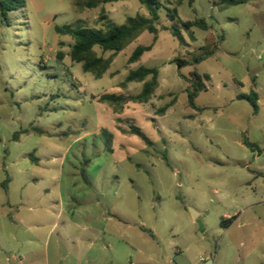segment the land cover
<instances>
[{
	"label": "rangeland",
	"instance_id": "1",
	"mask_svg": "<svg viewBox=\"0 0 264 264\" xmlns=\"http://www.w3.org/2000/svg\"><path fill=\"white\" fill-rule=\"evenodd\" d=\"M234 1L159 0L158 33L143 31L101 78L72 62L56 27L104 28L102 9L123 25L148 15L139 0L0 11V264H264V0ZM197 19L207 29L184 25ZM140 67L159 71L148 103L118 114L99 102L139 94L143 83L120 86ZM194 71L210 80L192 107ZM253 90L257 111L242 98Z\"/></svg>",
	"mask_w": 264,
	"mask_h": 264
},
{
	"label": "trees",
	"instance_id": "2",
	"mask_svg": "<svg viewBox=\"0 0 264 264\" xmlns=\"http://www.w3.org/2000/svg\"><path fill=\"white\" fill-rule=\"evenodd\" d=\"M77 12H82L84 9H94L102 4L116 2L118 0H72ZM140 3L147 9L148 15H138L136 17H130L123 25H117L110 21L104 9L100 14V21L105 22L104 28H90V27H73L64 26L56 27V32L62 36H70L73 39V44L70 45L69 56L72 62L81 63L84 72L91 73L95 78H101L110 69L114 57L123 51L132 41L136 40L143 31H149L152 34H157L158 29L155 25L159 19L158 11L161 7L159 0H139ZM193 0H190L192 2ZM225 1V0H224ZM232 3L237 1L231 0ZM26 6V0H0V11L6 16L7 12L22 9ZM168 16L171 19H175L177 16L176 9L167 8ZM184 25L188 28L199 27L201 29H207V24L202 19L186 21ZM156 39V37H155ZM96 48H99L102 52H110L109 57L98 55ZM152 45L139 46L135 49L132 55L128 59V64L138 62L142 55L149 51ZM213 55V51L201 54L195 57L193 61L198 63L207 59ZM62 57V53H59ZM172 62H176L180 68L188 65L189 62L184 59H174ZM159 71L157 68L140 67L138 70H131L126 77L125 81L121 83L122 88H126L131 82L143 83V89L139 94L125 96L123 94H103L99 97V102L107 104L113 108L115 113H122L124 105L133 103H148L157 87L159 86ZM190 82V88L188 89L189 103L192 107H195V97L203 90L207 88L206 82L210 80L208 74H200L196 71L192 72L189 77L183 76ZM248 99L254 109L257 111L258 105V93L252 91L250 96L242 97ZM167 107L158 109L157 115H164ZM129 134H134L142 137L146 142L150 143L147 137L137 126L132 125ZM104 138L105 146L111 152H113V134L107 130L102 129L100 132ZM246 145L253 147L247 140L244 141ZM10 179L7 178L0 187L7 189ZM235 217H231L224 221L227 226Z\"/></svg>",
	"mask_w": 264,
	"mask_h": 264
}]
</instances>
